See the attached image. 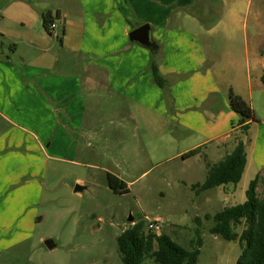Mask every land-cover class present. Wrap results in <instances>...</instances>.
I'll use <instances>...</instances> for the list:
<instances>
[{
  "label": "rangeland",
  "instance_id": "obj_1",
  "mask_svg": "<svg viewBox=\"0 0 264 264\" xmlns=\"http://www.w3.org/2000/svg\"><path fill=\"white\" fill-rule=\"evenodd\" d=\"M206 4L210 11L204 15L201 8ZM206 4H198L200 15L209 23L222 19L234 25V43L242 42L244 30L250 39L255 25L264 38V0H206ZM4 7L31 8L19 0H0V9ZM229 10L235 15L230 16ZM39 25L43 29L41 19ZM61 28L54 29L58 37L55 33L51 37L56 44L61 43ZM1 40L8 41L2 37L0 44ZM13 49L5 52L15 63L17 51ZM79 77L83 81V74ZM1 79L0 264H123L118 234L134 221L146 226L152 220L158 221L156 233H166L186 248L198 228L201 245L196 264H236L238 242L209 232L213 220L204 214L241 202L244 189L240 197L238 186L237 195L223 201L218 195L206 194L209 189L196 194L190 185L204 179L203 155L182 159L163 152L165 157L157 159L144 126L149 119H160L157 108L145 117L134 116L127 98L111 88L81 87L84 108L78 120L84 124L80 131L72 130L76 135H69L65 144L66 129L60 124L50 127L54 113L51 106L39 103L33 82L17 77L10 65L3 69ZM23 85L25 95L20 89ZM253 104L256 119L264 117V103L255 95ZM15 124L23 127L18 129ZM14 139L22 142L14 143ZM107 172L124 180L128 191H112ZM249 178L246 173L245 180ZM76 184L84 187L74 191ZM257 186V194L264 197V169ZM241 229L242 225L235 226L237 232ZM47 239L52 240V247L46 246ZM142 263L161 264L150 257Z\"/></svg>",
  "mask_w": 264,
  "mask_h": 264
},
{
  "label": "crops",
  "instance_id": "obj_2",
  "mask_svg": "<svg viewBox=\"0 0 264 264\" xmlns=\"http://www.w3.org/2000/svg\"><path fill=\"white\" fill-rule=\"evenodd\" d=\"M19 1L31 8L0 9V38L9 41L1 40L0 44V85L4 86L2 71L8 65L23 81L31 80L39 103L51 106L54 113L50 127L60 124L66 129L65 144L69 135H76L72 130L80 131L84 124L78 120L84 108L79 96L81 87L111 88L127 98L134 116L145 117L146 112L157 108L160 119L144 122L146 139L154 144L157 159L166 155L185 159L183 153L198 147L196 154L204 157L205 175L207 166L220 160L238 140L245 142L246 162L240 180L207 190L213 198L218 195L223 201L235 197L238 186L241 197L248 182L263 174L264 117L242 130L227 97L231 88L253 108L254 95L264 103V84L260 80L264 38L258 25L250 39L244 30L242 42L234 43V25L222 19L209 23L200 15L198 4H206V0ZM203 7L205 15L210 7ZM45 11L50 12L54 23L50 32L39 25ZM228 12L235 15L232 10ZM142 23L152 27L151 37L157 46L154 52L128 37ZM57 26L62 27L60 44L52 39L54 33L59 36L54 32ZM11 46L14 53L17 51L15 63L5 52L11 51ZM26 46L34 51L30 53ZM153 60L165 80L162 87L153 81ZM79 74H83V81ZM20 89L25 95V86ZM2 106L0 100V113ZM163 152L168 154L164 156ZM246 173L252 178L245 180ZM75 181L82 183L78 178Z\"/></svg>",
  "mask_w": 264,
  "mask_h": 264
},
{
  "label": "trees",
  "instance_id": "obj_3",
  "mask_svg": "<svg viewBox=\"0 0 264 264\" xmlns=\"http://www.w3.org/2000/svg\"><path fill=\"white\" fill-rule=\"evenodd\" d=\"M52 16L49 11L42 13V24L50 32ZM264 57V56H263ZM150 70L153 81L162 87L165 80L160 75L155 61H151ZM260 80L264 84V59ZM230 108L238 115L237 124L242 130L249 123L257 121L251 105L231 88L228 90ZM198 147L182 154L183 158L195 155ZM246 162L245 142L238 140L234 147L220 160L207 166L204 179L194 182L190 187L197 194L219 185L236 184L243 172ZM108 187L117 193L128 191L127 184L117 175L106 173ZM259 174L255 175L245 189V199L232 205L223 206L214 213H205L204 217L213 220L209 232L220 235L226 240H236L240 253L236 264H264V197L257 194ZM200 222V218H196ZM242 225L240 232L235 226ZM117 247L123 264H143L146 258H154L161 264H196L201 245L200 230L195 229V237L186 248L166 233H156L147 229L143 221H134L117 236Z\"/></svg>",
  "mask_w": 264,
  "mask_h": 264
},
{
  "label": "water",
  "instance_id": "obj_4",
  "mask_svg": "<svg viewBox=\"0 0 264 264\" xmlns=\"http://www.w3.org/2000/svg\"><path fill=\"white\" fill-rule=\"evenodd\" d=\"M152 27L149 23H142L137 27L133 28L129 33L128 37L131 41H135L136 43L147 47L151 52H154L157 48L155 41L151 37ZM83 188L82 185L76 184L74 186V191L81 190ZM129 220H132V217H129ZM45 244L47 247H52L54 244L52 240H45Z\"/></svg>",
  "mask_w": 264,
  "mask_h": 264
},
{
  "label": "built area",
  "instance_id": "obj_5",
  "mask_svg": "<svg viewBox=\"0 0 264 264\" xmlns=\"http://www.w3.org/2000/svg\"><path fill=\"white\" fill-rule=\"evenodd\" d=\"M54 27V23H50V28ZM146 228L150 229L154 232H157L159 230V225L157 220L147 221L146 222Z\"/></svg>",
  "mask_w": 264,
  "mask_h": 264
}]
</instances>
